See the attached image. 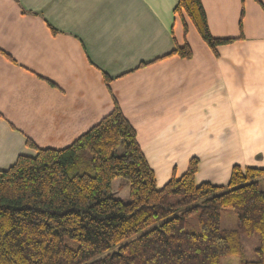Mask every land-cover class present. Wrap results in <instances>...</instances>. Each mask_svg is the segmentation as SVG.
<instances>
[{
  "label": "crops",
  "instance_id": "0c3cea01",
  "mask_svg": "<svg viewBox=\"0 0 264 264\" xmlns=\"http://www.w3.org/2000/svg\"><path fill=\"white\" fill-rule=\"evenodd\" d=\"M200 1L210 34L234 39L214 52L189 23L182 58L177 0H0V170L68 146L114 100L158 189L192 156L197 184L264 169V0Z\"/></svg>",
  "mask_w": 264,
  "mask_h": 264
},
{
  "label": "trees",
  "instance_id": "16d2710c",
  "mask_svg": "<svg viewBox=\"0 0 264 264\" xmlns=\"http://www.w3.org/2000/svg\"><path fill=\"white\" fill-rule=\"evenodd\" d=\"M173 12L183 43L168 55L191 56L189 23L214 52L234 39L210 34L200 0H177ZM198 164L190 157L185 172L158 189L136 131L114 100L68 146L37 148L0 170V264H220L223 255L264 264V169L233 165L225 185L197 184ZM118 177L128 181V201L113 195ZM225 208L236 215L234 228L220 224ZM194 214L198 231L188 228Z\"/></svg>",
  "mask_w": 264,
  "mask_h": 264
},
{
  "label": "rangeland",
  "instance_id": "374dc122",
  "mask_svg": "<svg viewBox=\"0 0 264 264\" xmlns=\"http://www.w3.org/2000/svg\"><path fill=\"white\" fill-rule=\"evenodd\" d=\"M193 33L196 34L197 38H199L198 33L195 28L193 29ZM193 36H190L192 40ZM122 148L118 149V152H121ZM112 192L114 197L120 198L124 201L129 200V184L128 181L124 178L118 177L114 178L111 183ZM262 188L264 189V183L262 184ZM220 224L223 228H234L236 226V215L234 212L225 208L220 211ZM188 228L193 231H198V226L196 222V215H191L189 217ZM254 239L251 238L248 241L246 240L243 245V254L249 255L251 253V248L253 246ZM240 255H223L220 259V264H239Z\"/></svg>",
  "mask_w": 264,
  "mask_h": 264
}]
</instances>
